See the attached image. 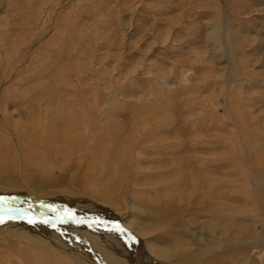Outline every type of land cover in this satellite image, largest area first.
<instances>
[{
	"label": "rangeland",
	"instance_id": "374dc122",
	"mask_svg": "<svg viewBox=\"0 0 264 264\" xmlns=\"http://www.w3.org/2000/svg\"><path fill=\"white\" fill-rule=\"evenodd\" d=\"M1 144L8 191L108 209L157 264H264V0H0Z\"/></svg>",
	"mask_w": 264,
	"mask_h": 264
},
{
	"label": "bare ground",
	"instance_id": "6f19581e",
	"mask_svg": "<svg viewBox=\"0 0 264 264\" xmlns=\"http://www.w3.org/2000/svg\"><path fill=\"white\" fill-rule=\"evenodd\" d=\"M17 148L21 153L18 142ZM0 151L1 165L6 160L4 158H11V154L9 147L4 144L0 145ZM68 156L65 155L66 160L70 158ZM34 162H38L41 168L38 173L47 171L43 160L35 158ZM26 164L30 167L28 162ZM6 187L0 184V220L3 221L0 229L7 241L13 243L12 247L20 242L32 248L31 264H157L137 232L108 209L82 199L66 197L65 193L41 197L29 190L25 194L10 192ZM109 195L106 193L103 196L108 198ZM125 229L126 232L123 231ZM237 241L235 238L230 244L227 258L221 254V260L213 261L212 264H242ZM214 245L211 251H205L208 256L204 252H199L202 254L199 256L208 261L210 255L216 254L218 250L220 253L222 247ZM178 253L184 255L181 251ZM183 258L184 264H203L204 261L197 256L196 263H192L188 255ZM173 259H168L167 264L172 263ZM174 260L178 261L177 255Z\"/></svg>",
	"mask_w": 264,
	"mask_h": 264
},
{
	"label": "snow or ice",
	"instance_id": "6c2138e0",
	"mask_svg": "<svg viewBox=\"0 0 264 264\" xmlns=\"http://www.w3.org/2000/svg\"><path fill=\"white\" fill-rule=\"evenodd\" d=\"M3 221L2 220H0V223H2Z\"/></svg>",
	"mask_w": 264,
	"mask_h": 264
},
{
	"label": "water",
	"instance_id": "95a60500",
	"mask_svg": "<svg viewBox=\"0 0 264 264\" xmlns=\"http://www.w3.org/2000/svg\"><path fill=\"white\" fill-rule=\"evenodd\" d=\"M124 232H126L127 230L125 229V230H123Z\"/></svg>",
	"mask_w": 264,
	"mask_h": 264
}]
</instances>
